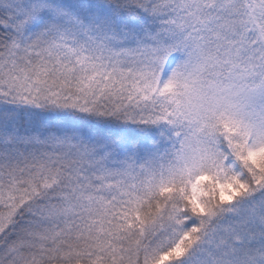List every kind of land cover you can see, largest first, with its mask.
Wrapping results in <instances>:
<instances>
[{"label": "snow or ice", "instance_id": "obj_1", "mask_svg": "<svg viewBox=\"0 0 264 264\" xmlns=\"http://www.w3.org/2000/svg\"><path fill=\"white\" fill-rule=\"evenodd\" d=\"M0 264H264V0H0Z\"/></svg>", "mask_w": 264, "mask_h": 264}]
</instances>
